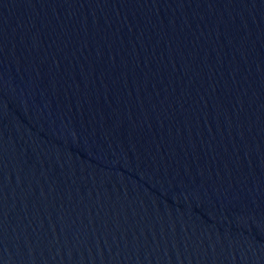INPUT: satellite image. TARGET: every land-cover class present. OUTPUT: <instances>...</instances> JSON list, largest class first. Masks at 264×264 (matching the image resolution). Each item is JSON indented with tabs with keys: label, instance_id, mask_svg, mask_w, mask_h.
Wrapping results in <instances>:
<instances>
[{
	"label": "water",
	"instance_id": "1",
	"mask_svg": "<svg viewBox=\"0 0 264 264\" xmlns=\"http://www.w3.org/2000/svg\"><path fill=\"white\" fill-rule=\"evenodd\" d=\"M0 264H264V0H0Z\"/></svg>",
	"mask_w": 264,
	"mask_h": 264
}]
</instances>
